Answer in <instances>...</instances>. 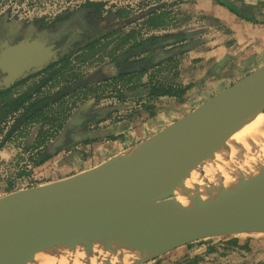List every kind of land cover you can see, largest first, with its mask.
Wrapping results in <instances>:
<instances>
[{"label":"water","instance_id":"1","mask_svg":"<svg viewBox=\"0 0 264 264\" xmlns=\"http://www.w3.org/2000/svg\"><path fill=\"white\" fill-rule=\"evenodd\" d=\"M51 42L0 41V71L6 74L0 90L48 65L56 54ZM263 111L264 64L99 165L0 196V264H45L80 235L115 238L132 222L143 224L160 247L156 253L144 242L140 260L132 264L209 238L264 234V198L255 204L236 194L221 200L199 192L206 168Z\"/></svg>","mask_w":264,"mask_h":264},{"label":"rangeland","instance_id":"2","mask_svg":"<svg viewBox=\"0 0 264 264\" xmlns=\"http://www.w3.org/2000/svg\"><path fill=\"white\" fill-rule=\"evenodd\" d=\"M229 1L238 9L243 5L238 0ZM87 2L102 4L100 9H96L97 12L103 14L108 23H121L123 28L116 35L118 38L102 40L97 48H92L85 53L86 56L70 59L74 75L82 76H80L81 82L85 77H89L91 71L95 72L110 62L114 53H118L124 43L134 42L139 37L148 39L154 35L184 34L186 37L182 41L186 44L175 51L173 62L170 64L165 62L161 66L149 67L141 78L132 79L130 83L124 82L121 83L123 85H111L107 88L103 86L99 91V99L91 101L88 108L81 106L76 111L82 117H86L89 110L92 112L102 106H112L110 110H101V119L97 122L88 123L93 130L96 124L99 125L100 128L95 129L96 132L102 133L99 139L91 138L92 140L86 142L87 138H85V141L56 152L46 163L35 167L31 157L35 158L42 150V147L33 150L40 126L31 127L21 136L16 132L0 146V196L78 174L153 136L188 115L200 104L217 94L216 92H220L251 73L252 66L249 65L253 63L254 55H249L248 52L251 53L250 50L253 51V47L264 51V31H262L264 6L260 5L264 3V0H244L246 6L254 7L253 11L245 9L244 12L259 18L254 21L237 15L228 7L221 5L218 0H0V24H13L11 33L16 32L18 28H21L22 34L26 31H38L30 23L41 18L52 21L61 14L80 9ZM121 8H128L130 11L120 14ZM163 13L167 14L163 15L164 20H157L158 14ZM240 23H250L248 24L250 28L246 26L245 28ZM65 27L66 25L63 24V29L59 31H63ZM242 31H245L246 35L244 37L240 35L239 38L241 42L247 40L251 46L247 48L248 52L239 51L242 48L237 36ZM51 33L53 35L48 34L50 36L58 34ZM126 34L129 35L125 37ZM260 40L263 42L257 43ZM212 52H215L216 56L206 61L204 57ZM192 55L199 56L192 59ZM151 77L165 84L179 83L184 86L191 85V88L185 101L157 100L154 103V112H157V117H153L156 119H150L149 114L144 113L139 118L140 121L134 122L137 118L135 114H138L140 107L148 103L147 97L150 90L143 86L133 90L129 88L134 85H146ZM90 80L89 83L94 82L96 85L98 82H104L100 77L97 81L93 78ZM122 87L126 88L123 89L124 92L117 93L116 89ZM111 92L114 98L105 96V94L111 96ZM75 99L70 96L67 101L72 103ZM77 118L76 115L73 124ZM155 121L158 122L156 131L152 130L148 134L151 124ZM125 122H128L131 128L123 132L124 134H105V131L112 126ZM6 131L0 135V141L6 135ZM144 133L152 135L142 138ZM253 236L262 238L263 243L254 247L257 244L255 241H246L248 234L238 236L242 245L252 247L249 252L230 244L229 238L223 236L202 240L200 243H193L190 247L176 248L140 264H259L264 262V234Z\"/></svg>","mask_w":264,"mask_h":264},{"label":"trees","instance_id":"3","mask_svg":"<svg viewBox=\"0 0 264 264\" xmlns=\"http://www.w3.org/2000/svg\"><path fill=\"white\" fill-rule=\"evenodd\" d=\"M218 1L221 5L228 7L232 12L247 20H256L255 15L244 13L245 9L254 10V7L249 5L246 6L244 0H238L243 3L242 7L239 9L237 7L235 8V6L233 7V5L228 4L224 0ZM260 5L264 6V3H260ZM102 6V4L97 2H87L86 7L83 9L85 11H91L92 9H100ZM129 11L128 8H121L119 10L120 14L129 13ZM158 15H156L158 16L157 20H162L164 18L163 15L167 14L163 13ZM106 20V17H100L98 20L96 19V21L91 23V28L84 29L81 27L78 29L81 36H85L83 43H78L79 46L75 52H82L79 58L86 56L85 53L92 48H97L102 40H109L114 37L118 38L116 35L121 32L123 28L122 24H111ZM66 22L65 29L60 33L62 35L61 38H65L69 30H72L70 23L68 21ZM70 34H72V32H70ZM129 34H126L125 37ZM178 36L181 37L175 39V35L173 34H166L164 36L155 35L149 39L139 37L135 39L134 42L128 41L119 48L118 53H114V57H112L110 62H107L102 68L91 73L89 77L85 78L82 82L80 81L81 75H74L70 59H66L72 52H65L62 56L54 60L50 66H46L41 70L24 76L10 88L1 89L0 135L5 130L7 131L4 138L0 141V146L15 135L16 132L21 136L26 134L31 127L35 125L40 126L36 136L37 142L33 150H37L41 147L42 150L38 152L35 158L31 157L33 165L37 167L46 163L56 152H60L78 142L81 143L85 138H87L85 139L86 142L92 140L91 138L99 139L102 133L90 129L86 123H89L91 120L97 122L100 116L82 117L76 111L81 106L83 108H88L91 103H87V101L91 100L93 97L97 98L100 96L99 91L101 87L104 86L107 88L109 82H114L116 84L119 82L130 83L132 79L141 78L149 67H157L163 65L165 62L166 64L173 62L172 59L175 50L164 51L163 49L165 46L174 45L186 37L184 34ZM164 39H167L168 42H163ZM184 46L185 45L182 47ZM104 71H112L113 76L104 78ZM37 75H41V77L34 78ZM99 77L104 81L103 83L98 82L100 83H97L98 85H87L91 81L90 78L97 81ZM138 86L149 88L150 94L147 100L148 103L141 106L138 114H135L137 116L136 120L132 118L134 122L140 121L139 118L141 115L143 116L144 113L149 114L150 117L154 116L156 113L154 112V103L163 97L185 101L187 93L191 88V85L184 86L179 83L165 84V82L159 81L155 77H151L146 85H134L129 89L133 90ZM70 96L76 98L72 103L67 101V98ZM99 112L101 113L102 111ZM76 115L78 117L75 122L77 126L74 127L72 122L76 118ZM83 125L86 129H83ZM75 132L77 133L75 134ZM60 137L63 138L61 144H59L54 152L51 151L53 144H55ZM89 137L90 139H88ZM52 140L53 142H51ZM253 235L257 234L248 235L249 237H247L246 241H255L257 244L254 245V247L260 246L263 243V239ZM225 237L229 238L228 242L230 244L240 250L249 252L252 249V247L242 245L238 235ZM191 245L192 244H189L187 246L190 247ZM259 264H264V262H260Z\"/></svg>","mask_w":264,"mask_h":264},{"label":"bare ground","instance_id":"4","mask_svg":"<svg viewBox=\"0 0 264 264\" xmlns=\"http://www.w3.org/2000/svg\"><path fill=\"white\" fill-rule=\"evenodd\" d=\"M204 173L199 192L206 197L222 200L236 194L237 200L247 199L255 204L262 201L264 111L219 152ZM232 173L235 179L231 178ZM210 182H216L214 189L208 187ZM241 183L245 187L237 193ZM128 230L115 238L105 234L80 235L73 243H64L58 257L46 258L45 264H132L140 260L144 242L150 243L156 253L160 252L143 224L132 222Z\"/></svg>","mask_w":264,"mask_h":264},{"label":"flooded vegetation","instance_id":"5","mask_svg":"<svg viewBox=\"0 0 264 264\" xmlns=\"http://www.w3.org/2000/svg\"><path fill=\"white\" fill-rule=\"evenodd\" d=\"M85 7H86V4H85V6L83 5L82 7H80V9H78V10L61 14L58 17L54 18L52 21H48V19H46V18L37 19L35 22L30 23V24L33 25L36 28L35 30H38V31H31V32L26 31V32H23V34L20 32L21 28H18L16 32L11 33V29L13 28V24L6 25V24L2 23V24H0V41L5 40L11 44H14V43H17L19 41L24 40V38H34V39L45 38L47 40L49 39L50 41H52L50 44V47L53 50H56V54L52 57L50 63L46 66H50L54 62V60H56L58 57L62 56V54L65 52H72L69 56H67V58H66L67 60L71 59V58H78L82 55V52L75 53L77 47L79 46L78 43H83V41L85 39L84 38L85 36H81L80 31L78 29H80L81 27L84 29L91 28V26H92L91 23L93 21H96V19L98 20V18L103 17V14L98 13L99 11L97 12L96 9H92L91 11H88V10L85 11L83 9ZM66 21H68L70 23L72 30H69V33L66 34L65 38L64 37L61 38L62 35L60 34L61 31H59V30L63 29V24L67 23ZM51 32H57L58 34H56L55 36H50L48 33L53 35V33H51ZM70 32H72V34H70ZM171 34H173V33H171ZM173 35H175V39H177V37H181V36H178L179 34H173ZM156 36H159V35H156ZM162 36H164V35H162ZM151 42L153 43L152 40H151ZM163 42H168V41H167V39L166 40L164 39ZM180 42H181L180 44H179V42H177L174 45H168V46H166V48L164 47L163 50L164 51L180 50V48L186 44V43H183V41H180ZM177 46H179V47H177ZM46 66L33 69L31 72L26 73L24 76H26L28 74H32L33 72H35L37 70H41L42 68H45ZM92 72L93 71H91L90 73H92ZM4 76H6V74L3 73L2 71H0V78L4 77ZM46 76H48V75H46ZM85 76H86V74H85ZM103 76H104V78H108L110 76H113V73H112V71L104 72ZM40 77H41V75H39V76L37 75L34 78H40ZM121 83L122 82H119L117 84H121ZM98 84H100V83H98ZM117 84L116 83L113 84V82L108 83L109 86L110 85H117ZM87 85L91 86V85H96V84L93 82V83H88ZM121 85H123V84H121ZM123 89H126V88H123V87L121 89L118 88V89H116V92L117 93L124 92ZM112 94L113 93L111 92L112 97L109 94H105V96H108L109 98H114V96ZM97 98L99 99L100 96H98ZM97 98L93 97L91 100L87 101V103L94 101V100H97ZM147 99H148V97H147ZM111 107L112 106H108V107L102 106V107H99V109L101 108L100 110L97 108V109L93 110L92 112H91V110H89L86 115L87 116H98V117L100 116L99 119H101L102 112L100 113L99 111L105 110V109L110 110ZM86 124H88V123H86ZM73 126L76 127L77 124L74 123ZM98 128H100V127L98 124H96L95 129H98ZM83 129H85V126L83 127ZM76 133L77 132H75V134Z\"/></svg>","mask_w":264,"mask_h":264},{"label":"crops","instance_id":"6","mask_svg":"<svg viewBox=\"0 0 264 264\" xmlns=\"http://www.w3.org/2000/svg\"><path fill=\"white\" fill-rule=\"evenodd\" d=\"M243 27H247V28H250L249 27V25L248 24H250V23H240ZM245 27V28H246ZM251 28H253V27H251ZM255 28H258V27H255ZM235 31H238V30H235ZM262 31H264V27H263V29H262ZM239 32V31H238ZM247 34H249V32H248V30H247ZM240 35L242 36V37H244L245 35H246V32L245 31H242L237 37H238V42L239 43H241L240 44V46H241V50H239L240 52H248V50H247V48L248 47H251V46H249V43L247 42V40L246 41H243V42H241V40H240ZM256 38H257V36H255ZM247 42V43H246ZM263 41H257V43H262ZM247 44V45H246ZM256 47H253L252 49H253V51L252 50H250V52L251 53H249L248 52V54L250 55V54H253L254 55V60H253V63L251 64L250 63V65L249 66H252V69H251V71H254L256 68H258L259 66H261L262 64H264V57H262L263 55H264V51H261V50H258V49H255ZM195 56H199V55H192L191 56V58L192 59H195ZM214 56H216V53L215 52H212V53H209V54H206V56L204 57L205 59H206V61L208 60V58H210V57H214ZM203 57V56H202ZM206 79V78H205ZM201 81H202V78L200 79ZM199 80V81H200ZM200 81V82H201ZM137 91V90H136ZM216 93H218V92H216ZM215 95V94H214ZM164 99H168V100H171V101H173L172 99H174V98H170V97H163V98H161V99H159V100H163L164 101ZM176 100V99H175ZM153 117H157V112H156V114L154 115V116H152V117H150V119L152 118V119H156V118H153ZM158 120V119H157ZM156 123H158V122H153L152 124H151V130H148V134L153 130V131H156ZM131 127H130V124L128 123V122H125V123H122V124H118V125H116V126H112L111 128H109L108 130H106L105 131V134L106 135H109V134H112V135H114V134H119V133H125L126 131H128L129 129H130ZM123 133V134H124ZM155 133V132H154ZM141 135H142V132L140 133ZM148 134H146V133H144V137H142V138H147L148 136H150V135H152V134H150V135H148ZM138 139H140V138H138ZM86 170V169H85ZM84 170V171H85ZM83 171V170H82ZM82 171H80V172H82ZM71 176H73V175H71ZM68 177H70V176H68ZM67 178V177H66ZM56 180H60V179H56ZM56 180H52V181H56ZM52 181H50V182H52Z\"/></svg>","mask_w":264,"mask_h":264}]
</instances>
